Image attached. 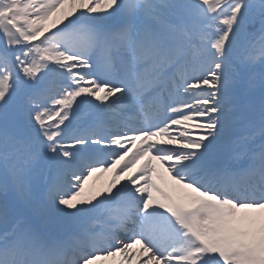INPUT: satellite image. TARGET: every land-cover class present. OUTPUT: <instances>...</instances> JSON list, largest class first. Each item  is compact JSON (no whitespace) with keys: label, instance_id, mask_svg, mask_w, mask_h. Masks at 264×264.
<instances>
[{"label":"snow or ice","instance_id":"6c2138e0","mask_svg":"<svg viewBox=\"0 0 264 264\" xmlns=\"http://www.w3.org/2000/svg\"><path fill=\"white\" fill-rule=\"evenodd\" d=\"M118 256L264 264V0H0V264Z\"/></svg>","mask_w":264,"mask_h":264},{"label":"bare ground","instance_id":"6f19581e","mask_svg":"<svg viewBox=\"0 0 264 264\" xmlns=\"http://www.w3.org/2000/svg\"><path fill=\"white\" fill-rule=\"evenodd\" d=\"M112 173H96L93 175L92 179L90 181H95V186L97 188H103L105 187V180L104 182L102 181L103 179H111ZM120 257L116 258H111L107 261H102L101 264H119Z\"/></svg>","mask_w":264,"mask_h":264},{"label":"rangeland","instance_id":"374dc122","mask_svg":"<svg viewBox=\"0 0 264 264\" xmlns=\"http://www.w3.org/2000/svg\"><path fill=\"white\" fill-rule=\"evenodd\" d=\"M104 180H105V185L107 186V184L110 181V179H103L102 181L104 182ZM95 184H96L95 181H89L88 187H91V186H93Z\"/></svg>","mask_w":264,"mask_h":264}]
</instances>
